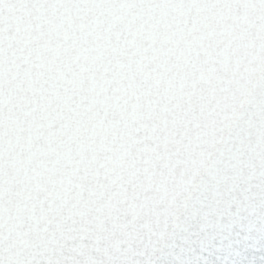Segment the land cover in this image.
<instances>
[{
  "label": "snow or ice",
  "instance_id": "1",
  "mask_svg": "<svg viewBox=\"0 0 264 264\" xmlns=\"http://www.w3.org/2000/svg\"><path fill=\"white\" fill-rule=\"evenodd\" d=\"M0 264H264V0H0Z\"/></svg>",
  "mask_w": 264,
  "mask_h": 264
}]
</instances>
